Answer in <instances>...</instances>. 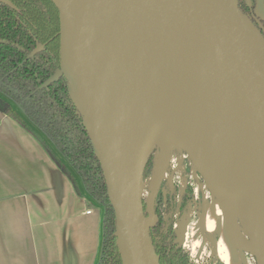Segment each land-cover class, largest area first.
<instances>
[{
  "label": "water",
  "instance_id": "95a60500",
  "mask_svg": "<svg viewBox=\"0 0 264 264\" xmlns=\"http://www.w3.org/2000/svg\"><path fill=\"white\" fill-rule=\"evenodd\" d=\"M51 2L59 15L61 73L105 180L121 264H158L149 240L156 216L148 197L144 210L142 196L143 168L155 147L139 156L132 126L109 108L137 51L180 67L225 116L264 205V37L236 0ZM254 14L264 21V0H255ZM256 243L264 264V246Z\"/></svg>",
  "mask_w": 264,
  "mask_h": 264
},
{
  "label": "trees",
  "instance_id": "16d2710c",
  "mask_svg": "<svg viewBox=\"0 0 264 264\" xmlns=\"http://www.w3.org/2000/svg\"><path fill=\"white\" fill-rule=\"evenodd\" d=\"M236 1L252 22L254 0ZM256 27L264 37V23ZM59 30L58 10L51 0H0V111L29 133L43 134L51 145L47 152L73 187L78 189L80 182L89 199L103 208L96 264H121L105 180L61 73ZM154 156L155 148L144 165V181L152 172ZM184 187L178 208L169 200L153 208L156 222L149 228V240L158 264H196L174 239L175 224L190 208L188 177Z\"/></svg>",
  "mask_w": 264,
  "mask_h": 264
},
{
  "label": "bare ground",
  "instance_id": "6f19581e",
  "mask_svg": "<svg viewBox=\"0 0 264 264\" xmlns=\"http://www.w3.org/2000/svg\"><path fill=\"white\" fill-rule=\"evenodd\" d=\"M109 108L132 126L135 150L142 158L157 143V135L161 138V146L157 144L162 160L171 146L187 151L217 196L222 214L229 216L220 217L217 210L208 212L207 231L213 233L218 229L222 239L228 234L235 248L247 249L256 264H263L256 242L264 246V205L253 182V171L245 160L246 153L225 125V116L207 101L188 74L163 57L137 51L125 73V85L117 103ZM156 183L148 196L149 211ZM235 218L248 239L231 225L235 224Z\"/></svg>",
  "mask_w": 264,
  "mask_h": 264
},
{
  "label": "crops",
  "instance_id": "0c3cea01",
  "mask_svg": "<svg viewBox=\"0 0 264 264\" xmlns=\"http://www.w3.org/2000/svg\"><path fill=\"white\" fill-rule=\"evenodd\" d=\"M47 144L0 111V264H96L103 209Z\"/></svg>",
  "mask_w": 264,
  "mask_h": 264
},
{
  "label": "rangeland",
  "instance_id": "374dc122",
  "mask_svg": "<svg viewBox=\"0 0 264 264\" xmlns=\"http://www.w3.org/2000/svg\"><path fill=\"white\" fill-rule=\"evenodd\" d=\"M157 136L159 139H157L156 142L161 146V138L159 135ZM37 137L43 141L45 140L47 143H50L49 140L41 133H38ZM157 143H154L153 145V147H155V152L157 153L155 158L156 164L153 166L152 174L150 173L148 178L142 183V196L145 200H147V197L152 191V188L155 186V183L158 182L156 183L157 186L150 204L151 214L153 213L155 204L160 201L164 204L166 200H169L170 202L175 203L176 208H178L181 193L184 191L186 178L188 177L189 186L191 188L189 201L190 208L185 217H181L180 220L177 221V224H175V241L185 248H188L193 257L201 262L210 264H256L253 256L251 257L250 254L245 252L248 251L247 249H238L232 245L228 234H226L225 239H222L218 236V229H216L213 233L207 231L206 214L208 212L217 210L220 217L229 216L222 214L217 196L213 192L212 188L205 182L202 175H200L198 167L195 166L187 151L178 146H171L168 155L164 160H162L163 157L159 155L160 148ZM161 166H163L161 175L158 180H156L155 177L157 176ZM163 179L164 181L161 184ZM93 205L94 208H101V206L95 201ZM102 214L103 211L100 210L101 218ZM203 221L205 223L204 225ZM218 222L219 220L217 217V225ZM236 223L239 226L232 223L231 225H233L239 232H242L244 237L247 238L244 229L240 227V222L236 220ZM197 228H199L202 233H198L199 230ZM201 240L202 242H200ZM203 240H206L205 243Z\"/></svg>",
  "mask_w": 264,
  "mask_h": 264
},
{
  "label": "flooded vegetation",
  "instance_id": "af4514ba",
  "mask_svg": "<svg viewBox=\"0 0 264 264\" xmlns=\"http://www.w3.org/2000/svg\"><path fill=\"white\" fill-rule=\"evenodd\" d=\"M254 7H255V0H254ZM254 7H253V18H254V20H252V22L254 23V25H256V26H261V23H264V21H262V20H260L259 18H257L256 16H255V14H254ZM15 10H16V12L18 11V9H16L15 8ZM261 22V23H260ZM59 74V73H58ZM60 75V74H59ZM182 194V193H181ZM149 210V209H148ZM203 225H204V221H203ZM217 227H219V224L217 225ZM204 230H205V228H204ZM183 249H185V250H187L188 251V254H189V257H190V260L192 261V262H194V263H196V264H210V263H206V262H201V261H199V260H197V259H195L194 257H193V255H192V253L190 252V250L188 249V248H185L184 246H182V245H180ZM246 253H248V254H250L251 255V257L253 256V258H254V261L256 262V260H255V257H254V255L252 254V253H250V252H248V251H245ZM246 256V255H245ZM252 258V259H253ZM220 259V258H219ZM221 260V259H220ZM222 261V260H221ZM223 263V262H222ZM224 264V263H223Z\"/></svg>",
  "mask_w": 264,
  "mask_h": 264
},
{
  "label": "built area",
  "instance_id": "2783aa9c",
  "mask_svg": "<svg viewBox=\"0 0 264 264\" xmlns=\"http://www.w3.org/2000/svg\"><path fill=\"white\" fill-rule=\"evenodd\" d=\"M90 211H87V213H89Z\"/></svg>",
  "mask_w": 264,
  "mask_h": 264
}]
</instances>
